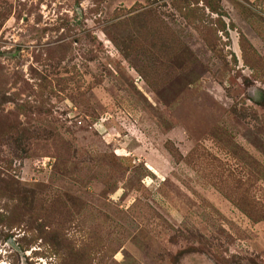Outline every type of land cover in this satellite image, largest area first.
I'll list each match as a JSON object with an SVG mask.
<instances>
[{"label":"rangeland","instance_id":"374dc122","mask_svg":"<svg viewBox=\"0 0 264 264\" xmlns=\"http://www.w3.org/2000/svg\"><path fill=\"white\" fill-rule=\"evenodd\" d=\"M0 264H264V0H0Z\"/></svg>","mask_w":264,"mask_h":264}]
</instances>
